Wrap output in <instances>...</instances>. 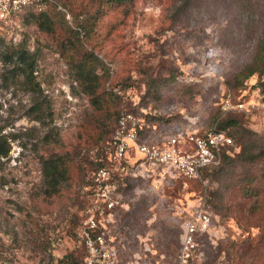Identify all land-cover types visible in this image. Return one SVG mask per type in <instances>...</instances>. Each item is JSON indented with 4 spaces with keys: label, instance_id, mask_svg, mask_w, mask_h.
<instances>
[{
    "label": "rangeland",
    "instance_id": "obj_1",
    "mask_svg": "<svg viewBox=\"0 0 264 264\" xmlns=\"http://www.w3.org/2000/svg\"><path fill=\"white\" fill-rule=\"evenodd\" d=\"M49 2L54 31L41 28L29 9L0 22V137L9 147L0 156V264H66L67 254L92 264H264V95L256 85L264 72L242 73L255 52L253 33H227L229 15L203 1L179 12L171 0H136L116 25L113 9L90 16L98 2L77 16ZM18 47L31 54L38 91L28 89L14 66ZM90 67L103 75L102 86L120 94L118 118L127 112L136 121V141L202 132L233 118L247 128L256 156L227 158L197 185L166 165L140 167L133 148L128 169L148 173L116 169L110 141L117 110L95 106L81 78ZM225 98L245 106L225 109ZM62 151L72 154V176L52 192L42 158ZM101 166L113 177L111 207L91 185ZM198 205L211 222L195 231L182 260L184 221ZM91 210L92 228L103 237L92 240L94 250L84 232Z\"/></svg>",
    "mask_w": 264,
    "mask_h": 264
},
{
    "label": "trees",
    "instance_id": "obj_2",
    "mask_svg": "<svg viewBox=\"0 0 264 264\" xmlns=\"http://www.w3.org/2000/svg\"><path fill=\"white\" fill-rule=\"evenodd\" d=\"M44 1L45 3L49 2V0ZM135 1L136 0H55V2L61 3L75 16H77L83 8L92 7L95 2H98L92 13H90V16L92 18H95L96 16L102 17L109 9H113L118 14V20L113 23L114 25L119 22H123L132 13ZM195 1H203V3L212 10L223 12L226 16L229 15V19L227 20L224 29L227 33H230L235 37L239 36L240 31H245V34L253 33V46L255 48V52L252 54L250 61L245 62L243 66L242 70H245L242 71L243 77H248L255 72H264V0H171L170 3L176 4V2H178L179 12H184L188 11ZM53 7L49 9H46L45 7L42 9L29 7L27 8L29 10H26L27 12H32V14L37 17V23L41 28L45 31L51 32L55 30V23L50 14L51 12H54ZM164 18H170V16L165 14ZM77 25L81 28L85 26L83 23L79 22ZM85 28H88V26H85ZM72 31L78 34L77 30ZM86 32H88V30H85L84 33ZM84 36L85 35H83L82 38L83 40H85ZM89 43L91 49L96 47L94 42ZM87 53L92 55L91 50H88ZM87 56L90 57L89 55ZM12 57H14L12 59L14 66L23 76V81L26 83L28 89H32L34 91L40 90V84L37 80H35L33 73V59L28 50L24 47H18L12 54ZM81 73V78L87 86L86 88L89 92L88 94L95 98V106L103 107L107 104L114 107L117 110V121L121 105L120 94L111 87L102 86L103 75L97 76L96 74H92L91 67L88 69H82ZM171 80H174L175 83L177 82L174 75L171 76ZM181 84L184 86L185 82H181ZM186 85H190V89L195 86V84L192 83ZM256 85L264 95V78L258 80ZM215 125L216 127L226 129L233 138L232 144L223 146L220 164L227 158H232L233 156H236L237 158L239 157L244 161H248L256 156V153L251 151L247 128L240 126L236 119L230 118ZM233 125H236L237 127L235 129H231L230 126ZM8 150L9 147L0 137V156L7 155ZM101 164H104V162L102 160L98 161V165ZM72 167L73 157L69 151L55 152L42 158V173L44 180L51 188L50 191H56L58 189V184L61 181L71 178ZM210 168L211 167H207L203 169L202 173ZM178 176L183 177V179L193 180L192 182H194L195 185L200 183V180L197 178L187 177L182 174ZM234 185L239 187L237 183L232 184L233 187ZM241 188L245 191L247 190V187ZM65 258L66 264L82 263V261L74 259L70 254L65 255Z\"/></svg>",
    "mask_w": 264,
    "mask_h": 264
},
{
    "label": "built area",
    "instance_id": "obj_3",
    "mask_svg": "<svg viewBox=\"0 0 264 264\" xmlns=\"http://www.w3.org/2000/svg\"><path fill=\"white\" fill-rule=\"evenodd\" d=\"M44 0H0V22L7 20L10 16L25 11L29 7L36 9L44 8ZM225 109L243 108V102H230L229 98L224 100ZM131 115L127 112H121L117 129L110 143L113 147L112 160H114L116 169L131 172L134 175L145 176L148 170L143 172L129 170L134 166V160H131L129 150L133 148L139 153V165L148 168V166L166 165L177 175L199 178L203 169L220 164L222 158L223 146L233 143V138L224 128L213 125L202 132L197 130H176L170 134L164 135L154 141H136L137 123L131 120ZM141 169V168H140ZM136 172L138 174H136ZM92 186L96 193L106 196L108 206L114 204L110 195L109 186L113 179L110 171L105 167H99L94 176ZM84 220L87 228L84 230L86 242L94 250L92 240L102 241L101 234L94 232L92 225H96V218L93 211H89ZM99 222L100 219H98ZM211 222V214L208 210L198 205L192 216L184 221V230L182 234L180 257L182 260L189 255V250L195 245L194 233L201 226L205 227ZM102 223V222H101ZM96 248V247H95ZM81 264H92V260H86ZM94 264H103L96 262Z\"/></svg>",
    "mask_w": 264,
    "mask_h": 264
}]
</instances>
